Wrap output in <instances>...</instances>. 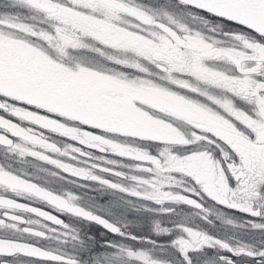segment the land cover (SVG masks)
Returning a JSON list of instances; mask_svg holds the SVG:
<instances>
[{
	"label": "snow or ice",
	"instance_id": "6c2138e0",
	"mask_svg": "<svg viewBox=\"0 0 264 264\" xmlns=\"http://www.w3.org/2000/svg\"><path fill=\"white\" fill-rule=\"evenodd\" d=\"M176 8L196 13L137 0H0V264H264L257 235L156 223V235L172 237L161 244L123 222L139 202L145 212L191 206L213 224L211 201L250 216L249 231L264 237V0ZM199 13L228 25L232 43L182 22L207 26ZM85 49L100 61L78 62ZM109 155L133 161L134 174ZM14 157L54 168L38 169L54 179L38 183ZM77 181L119 198L101 205L52 187L86 186Z\"/></svg>",
	"mask_w": 264,
	"mask_h": 264
},
{
	"label": "flooded vegetation",
	"instance_id": "af4514ba",
	"mask_svg": "<svg viewBox=\"0 0 264 264\" xmlns=\"http://www.w3.org/2000/svg\"><path fill=\"white\" fill-rule=\"evenodd\" d=\"M148 5V4H147ZM196 13V10H193ZM179 13V11H176ZM181 12V11H180ZM207 19L208 24H210L211 28H216L217 26L219 29V35L215 37L217 40H220L224 44H230L232 41L229 39L228 35V25H225L224 22L220 18H215L209 16L207 13H199ZM195 21H191L192 27L195 29L199 24L194 23ZM186 23V22H184ZM201 26V25H200ZM203 29L207 28L206 30L210 29V27L203 26ZM210 33H212L210 31ZM221 35V36H220ZM212 37H214L212 35ZM213 39V38H211ZM75 57L78 62L83 64H89L99 62L100 58L98 55L90 50H81L75 53ZM126 74H130L132 76L137 75L134 70L131 69H123ZM119 103H124L122 98H118ZM159 106V105H154ZM177 114L182 115V110H177ZM53 139L58 140L61 144H70V141L63 140L60 137L53 136ZM96 156H100V153H94ZM107 159L110 160H117L120 161V158L115 156H107ZM4 160V155L0 154V161ZM13 167L17 170L24 169L29 174H34L37 176H41L42 180L38 181V183L43 182V180L52 181L54 178L47 176L46 173L38 171L40 168L48 169V171H55L54 168H50L46 164H42L36 160H21L20 158H12L10 161ZM123 164L127 165L128 167L125 169H121L122 171L129 172L134 166V162L131 160H123L120 161ZM129 174H134L129 172ZM71 179V178H69ZM115 179V178H112ZM78 184L86 185L84 187H77L76 184H68L66 182H59V183H52V187L57 188L58 190H65V191H73L79 195H81L84 200H87L89 197L96 198L101 205H108L111 202L116 201L119 198L120 194L116 196L111 195L110 193H104L101 191L100 186L98 184H92L84 181H77ZM129 186H135L130 181L128 182ZM125 200H129L131 198L124 197ZM153 208L152 212H145L143 211V206L141 203L136 202L135 206L129 204L125 206L123 212V222L127 224L128 229L132 231H141L149 233L152 239L159 241L161 244L167 243L172 237L167 235H156L155 234V225L156 223H160L162 227L173 228L175 226H179L181 224H191V225H198L202 229L206 230L207 232L211 233L213 236H219L221 239H231L233 241H248L251 235H257L259 238H264L259 236V234H253L249 231L248 226L245 224L246 221L251 220L250 216H247L239 211L228 210L223 207H219L218 205L208 201L205 204V208L212 212L210 219H212L213 224L205 223L203 220L200 219L199 211L191 206H186L183 204L180 205H172L171 203L165 206H155L154 204L150 205ZM167 207H174L175 211L171 215H165L161 211V208ZM220 213L225 214V219H230L233 221V224L225 223L224 219H217ZM73 225L77 229H81L83 231L91 232L92 230H98L101 233V236H107L108 238H112L111 234H105L104 230L100 228L98 225L92 224L88 225L85 224L83 221H73ZM47 241L43 242V246H48ZM55 246V245H53ZM178 255V254H177Z\"/></svg>",
	"mask_w": 264,
	"mask_h": 264
},
{
	"label": "rangeland",
	"instance_id": "374dc122",
	"mask_svg": "<svg viewBox=\"0 0 264 264\" xmlns=\"http://www.w3.org/2000/svg\"><path fill=\"white\" fill-rule=\"evenodd\" d=\"M137 3H140L142 5L148 6V7L152 8L155 11H160L161 10V6L166 5L169 11H172V10L179 11V13L177 12L178 15L181 12L193 11L194 10V9L193 10H185L183 8L177 9L176 8L177 0H137ZM191 21H193V19L191 17H187V16H184L183 17V20H182V22H186L187 24H191L192 25ZM194 23L199 24V22H197V21H195ZM200 25H198L197 27H195V29L201 30L202 31V34H204L206 36H209L210 38H213V39H216L215 37H217L219 35V32L218 31H219L220 28L218 26L216 28H211L212 26L210 24H208V26L210 27V29H208V31H207L206 30L207 28L206 29L205 28L204 29L202 28L205 25H203V24H200ZM210 31L212 33H210ZM212 35L214 37H212Z\"/></svg>",
	"mask_w": 264,
	"mask_h": 264
}]
</instances>
